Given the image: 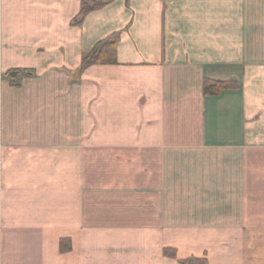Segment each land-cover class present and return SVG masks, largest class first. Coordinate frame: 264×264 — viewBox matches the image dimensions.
Returning a JSON list of instances; mask_svg holds the SVG:
<instances>
[{
    "label": "crops",
    "instance_id": "1",
    "mask_svg": "<svg viewBox=\"0 0 264 264\" xmlns=\"http://www.w3.org/2000/svg\"><path fill=\"white\" fill-rule=\"evenodd\" d=\"M95 1L0 0V264H264V0Z\"/></svg>",
    "mask_w": 264,
    "mask_h": 264
},
{
    "label": "trees",
    "instance_id": "2",
    "mask_svg": "<svg viewBox=\"0 0 264 264\" xmlns=\"http://www.w3.org/2000/svg\"><path fill=\"white\" fill-rule=\"evenodd\" d=\"M104 5L103 2L95 0H82V8L80 15L73 23L80 24L84 17L93 9L100 8ZM119 43V37L117 34L108 37L97 43L95 47L87 53L81 64V71L95 64H106L117 62V46ZM30 71L27 69H11L6 73V76L12 79V82L17 84L21 82L25 77L30 76ZM239 85L236 81H216L206 80L204 84V93L206 95H217L223 90L238 88ZM164 253L166 256L177 258V250L173 248H165ZM180 264H210L207 257H190L185 259H179Z\"/></svg>",
    "mask_w": 264,
    "mask_h": 264
},
{
    "label": "rangeland",
    "instance_id": "3",
    "mask_svg": "<svg viewBox=\"0 0 264 264\" xmlns=\"http://www.w3.org/2000/svg\"><path fill=\"white\" fill-rule=\"evenodd\" d=\"M178 255V254H177ZM210 263V262H209Z\"/></svg>",
    "mask_w": 264,
    "mask_h": 264
}]
</instances>
